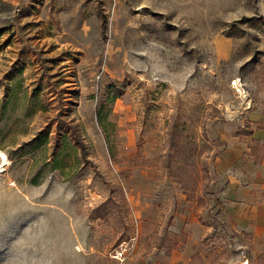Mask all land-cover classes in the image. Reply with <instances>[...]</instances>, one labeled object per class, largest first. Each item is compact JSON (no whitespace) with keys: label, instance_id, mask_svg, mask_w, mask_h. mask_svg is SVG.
Segmentation results:
<instances>
[{"label":"rangeland","instance_id":"374dc122","mask_svg":"<svg viewBox=\"0 0 264 264\" xmlns=\"http://www.w3.org/2000/svg\"><path fill=\"white\" fill-rule=\"evenodd\" d=\"M5 1L0 264H137L192 219L201 264L264 263L224 218L232 138L264 108V0Z\"/></svg>","mask_w":264,"mask_h":264},{"label":"crops","instance_id":"0c3cea01","mask_svg":"<svg viewBox=\"0 0 264 264\" xmlns=\"http://www.w3.org/2000/svg\"><path fill=\"white\" fill-rule=\"evenodd\" d=\"M248 123L250 144L232 138V152L227 156L232 167L243 157L244 167L243 171H234L228 183L224 218L232 232L254 243L261 254L264 251V108H249ZM186 229L188 235L184 241L169 249L151 250L137 264H201L202 238L210 226L192 219L186 223ZM243 264L249 261L246 259Z\"/></svg>","mask_w":264,"mask_h":264},{"label":"trees","instance_id":"16d2710c","mask_svg":"<svg viewBox=\"0 0 264 264\" xmlns=\"http://www.w3.org/2000/svg\"><path fill=\"white\" fill-rule=\"evenodd\" d=\"M11 7L12 6L5 0H0V13L4 11H8ZM0 34H1V30H0Z\"/></svg>","mask_w":264,"mask_h":264},{"label":"bare ground","instance_id":"6f19581e","mask_svg":"<svg viewBox=\"0 0 264 264\" xmlns=\"http://www.w3.org/2000/svg\"><path fill=\"white\" fill-rule=\"evenodd\" d=\"M233 83H236V80H235V81H233ZM237 90L239 91V90H241V89L237 88Z\"/></svg>","mask_w":264,"mask_h":264}]
</instances>
